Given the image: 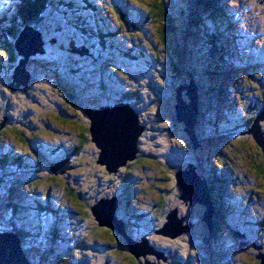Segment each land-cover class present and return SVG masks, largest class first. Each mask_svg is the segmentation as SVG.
Here are the masks:
<instances>
[{
    "label": "rangeland",
    "instance_id": "374dc122",
    "mask_svg": "<svg viewBox=\"0 0 264 264\" xmlns=\"http://www.w3.org/2000/svg\"><path fill=\"white\" fill-rule=\"evenodd\" d=\"M84 1L79 0V5H83ZM91 1L98 6L99 26L103 27V24L106 23L111 27V32H116L117 40L121 43L123 52L120 51V46V49H114L116 52L109 56L100 50L97 38L94 39L89 36L90 41L94 42L92 45V42H88L78 34L75 35L73 27L59 23L61 15H56L55 11L48 8L41 21L43 25H51L54 36L46 34L45 38L47 40L53 38L59 41L57 44H45L46 56L37 54L31 57L30 63H26V65L28 64V69L33 70V73L35 72L37 78L32 77L26 87L21 86L13 90L9 88V84L13 81L14 70L11 73L6 71L5 63L8 62L9 55L6 53L7 49H5L4 43L12 40L10 34L7 33V29L12 27L11 21L16 19L18 24H22L18 16L20 1L0 0V17L5 22L0 26V93L2 94L3 89H11L14 91L12 95H16L13 97L5 93L0 98V106L4 111L8 109L7 111L14 112V118L18 120L14 119L13 127L22 129L25 126L22 133L11 132L10 136L5 139L3 152L25 153L33 162L36 174L35 177H28V180L23 175L19 181L14 182L12 187L19 193H30V195L33 193V196L39 197L42 201L46 199L45 193L49 191L52 193L51 200L53 201L54 213L51 215L44 211L40 213L34 206V202L29 206L27 202H25L26 204L22 203V208L17 212L21 218L17 222L25 223V228L30 234L22 245L28 257L34 259L35 264H52L53 261L48 257L50 248L56 250L59 256H66L67 249L63 243L69 240L70 243L68 242L67 246L72 245L83 251V261L82 256L79 255L81 261L74 260L71 264H129L128 258L132 256L128 251L129 246L125 239H123L124 244H119L115 251H104L89 246H85L84 249L78 245L87 235L86 230L91 224L74 218L77 216L72 212L74 200L70 197V191L67 190V182L69 181L65 182L63 179L61 181L64 183L61 184L58 178H53V175L49 176L51 174L49 162L46 161V157L43 159L40 156L34 146V141L38 139L43 142L48 150L49 148L51 150L56 148L66 150L73 141L82 139L83 128L90 124L88 116L83 114L81 109H75L73 106L62 116L64 112L59 109V106H63L64 101L59 90H57V88H60V91L63 90L62 96L64 98L73 95L72 101L80 104L82 98L79 99L78 90L75 87V81L79 80L84 82L85 96L88 97L90 103L83 104L84 110L88 107L96 108L99 105L113 107L120 101L129 103L139 116L141 125L145 126V131L149 128V132L145 133L144 131L146 136L143 138L145 139L144 143L141 141L144 133L138 141V147L141 151L147 154L155 152L162 156V151L158 146L165 145L170 150L169 159H174L176 162L172 164V167L180 166L175 175L180 170L188 168L190 164L195 166L197 163L203 172H207L209 180H212L214 188H217L216 192H223L225 196L222 197L224 198L222 199L224 207L221 208L220 213L222 217L224 216L220 227L222 237L215 238L213 245L212 241L207 243L209 231L203 221L204 206L184 202L182 200L184 194L177 185L176 176L174 177L176 188L170 182H161L162 176L166 175L164 169L162 166L157 167L150 160L146 166L147 169H142V172H135L130 178L123 170L124 167L120 168L116 174H111L113 182H109V175L106 178L99 176L101 173L97 168L99 165H86L70 172L71 184L69 183V187L72 189L74 186L79 191H86L87 187L95 182L101 191V193H94L97 195V202L103 199L116 198V214L118 216V214H125L129 211V198H123L124 195L122 194L124 186L127 185L125 181L129 180L131 184L128 193L131 196H140L139 199L146 202V205L151 207L153 212L150 213V210H146L141 213L139 211L142 218L134 220L139 224V229L134 230L135 234H130L136 241L144 239L150 244L146 248L143 247V251L148 250L149 252L146 253L149 264H259L258 256L264 254V237L260 227L264 217V166L262 167L264 161L261 149L257 146L254 137L249 134L240 135L246 127L243 126L241 130L236 132L232 129L237 128V125L242 126L239 122H242L247 114H253L252 109L254 110V108L250 103L253 102V99H257L256 97L262 94L261 92L264 90V0H218L217 10H220L218 14L211 7L194 5L191 0H169V6L175 13L176 29L175 33L172 32V49L174 48L175 51V44L179 48L180 44L187 46V49L199 48V53L195 50L196 54L192 56L195 58H192L191 63L199 64V68H202L197 74V79L201 82L204 81L205 86L209 85L212 88L204 92V95L201 94V101H203L202 106H204L206 117L203 130H210L213 134L211 137L202 139V141L198 137L201 146L196 149L188 135L184 133V125L176 120L177 113L174 108L176 96L164 97L158 89V86H171L177 90L181 84H190L192 79L190 70L189 73H186L187 77L177 87L175 82L178 78L175 74L171 77V74L174 73L171 68L166 69L169 67L168 62V64L166 62L164 64L155 63L150 55L147 56L148 60L142 58L143 52L145 55L151 54L153 47L158 46L155 44L157 43V34L154 33L155 29L148 23L145 12L147 1ZM124 8L127 10L133 8L138 11V13L132 12L134 17L139 19V26L135 28L137 34L134 33L136 25L128 17ZM192 10L198 11V16L202 19L198 28L199 32L201 30L199 36L208 34L210 36L209 41L213 39L214 44L211 47L215 48L213 55L210 54L211 49L206 50V44L194 36V33L190 32V28H187ZM220 13H223L224 16ZM92 25L96 27L95 19L92 20ZM119 27L125 28L126 35L124 31L123 34H118ZM40 29L44 28L41 27ZM42 35L44 36V34ZM71 45L78 50L87 51L89 57L86 56L85 60H82L81 57L77 58L69 49H66ZM124 51L129 52V56L125 55ZM134 56L136 58H132ZM94 58L96 60H93ZM191 65H188V69L192 68ZM211 65L216 69L218 68L217 77L214 79L227 85L224 87L226 92L223 94L218 93L213 88L215 84L209 77L210 72L207 70V66ZM159 66L160 68H158ZM65 67L72 68L74 72H77L72 74L73 80H69L66 76L65 70H63ZM104 69L105 71H103ZM110 71L118 79L116 83H112V76L105 73ZM101 77H104V80ZM100 83L107 85L108 89H101ZM138 89L141 94L138 100H121L126 90L137 93ZM194 92L199 100V93ZM109 96H113L114 100L109 103H102V100ZM158 97L161 98L158 99ZM183 97L186 102H190L192 98L187 93H183ZM153 98H155L153 102L156 103V106H153ZM152 108L155 110L151 117L149 113L153 112ZM18 121L22 124L19 125ZM165 122L167 130L162 133L159 131L162 129L158 126ZM261 126L264 139V121L260 123ZM215 132L217 134L222 132L218 136L219 142L214 141ZM153 136L157 137L153 139ZM26 137L28 142L25 141ZM30 138L32 139L29 140ZM187 141L190 148L185 146ZM232 143L234 145L230 148L229 145ZM179 149H185L182 151L185 157L181 155ZM88 152L89 154H86L87 156L82 158L83 160L93 154L94 156L99 155V150L96 147L95 150ZM61 153L62 151H59L57 155H60L59 157L63 161L70 157L62 156ZM170 162L172 161H168L167 165H171ZM128 173L130 174V172ZM75 178H79L80 181L74 182ZM203 178L206 179L205 176ZM30 181H35L34 183L37 185H29ZM4 183V185L2 182L0 184V193H10L9 182ZM78 183L82 187L77 185ZM162 190L169 191L167 199L171 206L177 205L176 208L180 209L181 214L177 209L174 210L177 211L178 219L183 220V225L185 218L192 224V228L185 231L186 235L183 237L170 239L158 234L164 223H168L167 217L174 211L167 213L162 220L157 216L160 206L155 205L160 198L164 197L165 192ZM107 194L110 197H105ZM85 197L87 202L93 198L92 193ZM5 199L6 196H2L0 200V220L3 223L7 222L10 217H16V212L13 213L12 209H6L4 203L7 199ZM30 199L28 197V200ZM225 199L226 201H224ZM24 200H27L26 196ZM209 200L211 201V199ZM67 210H70L71 213ZM92 217L94 218V216ZM20 225L23 227L22 224ZM120 225L126 229L123 222ZM178 229L179 227H176L172 231L177 232ZM51 231L59 232V239L54 240ZM246 233L253 237L252 244L248 242V234ZM103 234L110 238L109 234ZM127 234L129 235L128 232ZM248 250L250 254L247 253ZM85 255H89V259ZM140 259L144 264H147L143 256ZM169 260L170 262H168Z\"/></svg>",
    "mask_w": 264,
    "mask_h": 264
},
{
    "label": "trees",
    "instance_id": "16d2710c",
    "mask_svg": "<svg viewBox=\"0 0 264 264\" xmlns=\"http://www.w3.org/2000/svg\"><path fill=\"white\" fill-rule=\"evenodd\" d=\"M19 18L21 19V23L22 24H18L17 20L13 19V21H11L12 23V27H10L9 29H7V33L10 34V37L12 38L11 41H9L8 43L5 42V49L6 53L9 55L8 56V62L5 63V68L7 69L6 71H9L10 73L16 68L18 61H19V57L16 53V49H15V40L19 37L20 31L23 29L24 26L28 25L31 26L33 28H35L36 30L39 31V29L41 27H43L44 29H40L43 30L41 33L44 34V36L47 35H53V31H51V25H43L42 24V19H43V15L44 13L47 11V9H52V11H55L56 15H61V18L59 19V23H64L63 25L67 26V27H73V31L75 32L74 34H78L80 35V37L85 38L88 42H92V45L94 44L93 41H90V37L92 38H97L98 39V46L100 48V50H102L103 52H105L106 54L113 55L114 52H116V50L114 49H120L121 43L119 42V40H117V34L116 32H111V29L109 28V26H103V28L101 26H99V19H98V6L96 3H94L93 1L90 0H85L83 6L81 7V5H79L78 1L79 0H19ZM66 1V2H65ZM147 1V9L145 8V12L147 13V17H148V23L151 24V26L155 29L154 33L157 34V40L155 43L156 45L158 44V46L155 48L153 47V51L151 54H144V52L142 53V58L144 60H148L149 58L147 57L148 55H150V57H153V60L155 61V63L158 64H164V62H168L169 63V67H166V69L171 68L172 69V75L175 74V76L178 78V80L175 82L178 85H180L181 81L184 80L187 76L186 73H189V70L193 76L194 82L196 83L197 87H198V93H199V100H198V117H197V126H196V135L201 139H205L208 137L212 136V132L209 131H205L203 130V124L206 122V117H205V111L203 109L204 106H202V102L201 101V94L204 95L203 93L206 92L208 89H210L211 87L205 86V82L204 81H200L197 79V74L199 73V71L202 68H199V64H195V63H191V61H193L192 57L193 55L196 54V51L199 53V48H188L187 46H181L180 44V48L175 44V51L174 48L172 49V37H173V33H175L176 29H175V13L174 11L170 8L169 6V0H146ZM192 2H194V5H198L200 6H205V7H211V9H213L214 12H216V14H218L220 12V10H217V6L219 5L218 0H191ZM97 9V10H96ZM127 12L128 17H130L133 21V23L136 25H134V33L137 31L135 28H138L137 26H139L138 24V18L134 17L132 12H136L138 13L137 10L131 8L129 10H127V8H124ZM210 9V8H209ZM212 11V12H213ZM123 14V13H122ZM222 16L223 13H220ZM199 13L198 11H191V17L189 19V22L187 24V28H190V32L192 31V33H194V36H197L198 39L202 40L205 44L207 49L206 50H210V54L213 55L215 48H211L213 43V39L212 41H209L210 36H208V34L202 36L199 34L201 33V30L199 32V27L200 24L202 22V19L200 16H198ZM217 17V16H216ZM95 19V23L97 24L96 27L92 25V20ZM55 21V20H54ZM3 24H5L3 18L0 19V26H2ZM67 24V25H66ZM9 30V32H8ZM123 31L126 35L125 32V28L124 27H119L118 28V34H123ZM142 39H144L141 36ZM52 39V38H51ZM217 39V37L215 38V40ZM46 44L49 41L45 38ZM59 41V40H58ZM57 41V43H58ZM56 43V44H57ZM176 43V42H175ZM174 45V44H173ZM45 47V51L47 52L46 46ZM158 48V49H157ZM60 49V47H59ZM89 49V48H88ZM61 50V49H60ZM92 50V49H91ZM196 50V51H195ZM93 51V50H92ZM121 52H123V47L121 46ZM129 51V49H128ZM45 52V54H46ZM130 52V51H129ZM129 52L124 51V54L129 56ZM43 54V56L45 55ZM215 55V54H214ZM46 56V55H45ZM131 57V56H130ZM132 58H136L135 56ZM48 60V57H47ZM131 62V61H130ZM188 62V63H187ZM30 63V61H29ZM167 63V64H168ZM193 64V65H191ZM108 65L110 66L109 62ZM188 65H191L192 68L188 69ZM167 66V65H166ZM160 68V66L158 67ZM28 69V68H27ZM111 69V68H110ZM65 74L68 77L69 80H73V73H77L74 72L72 70V68H67L65 67ZM207 70L208 72H210V76L212 79V81H214L215 86H213L214 90H217L218 93L223 94L224 92H226L225 90V86L227 87L226 83L218 81L217 79H214V77H217V70L218 68H214L211 66H207ZM28 71L30 72L31 78H37L36 74L33 73V70L31 71V69H28ZM105 71V69L103 70ZM155 72V71H154ZM107 75H111L112 76V83H116V81H118V79L115 78V75H113L111 73V71L109 73L105 72ZM171 73V71H170ZM168 74V73H167ZM262 75V74H261ZM196 76V78H195ZM114 78V79H113ZM176 78V79H177ZM102 80H104V77H101ZM75 87L78 90V94H79V99H81L80 104L75 103L74 101H72V97H67L64 98L62 96L63 94V90L60 91V88H57V90H59L60 95L62 97V100L64 101L63 106H59V109L61 111L64 112V114L62 116L65 115L66 111L69 110V108L71 106H73L75 109H81L82 113L85 114L84 112V108H83V104H90L88 101V97L85 96L86 91L84 89V82L82 81H75ZM204 82V83H203ZM185 84V83H184ZM1 86V85H0ZM8 86V85H7ZM101 87V89H108V86L105 85L104 83H100L99 85ZM216 87V88H215ZM4 88V87H3ZM171 88V89H170ZM158 89L160 90V92L164 95V97H171V96H177L176 95V88L175 87H164V86H158ZM212 89V88H211ZM6 91V92H5ZM12 92L14 93V91H12L11 89H3L2 94L0 93V98H2L4 96V94L8 93L10 95H12ZM18 92H20V90H18ZM74 92V91H73ZM102 92V91H101ZM127 92V93H126ZM126 92L123 94V97L121 98L122 101H129L132 99H139L141 94L139 93V89L137 93H133L134 91L132 90H126ZM262 94H259L257 99H255L253 102H251V106L254 108L253 114L249 115L247 114V116H245L242 120L241 123L242 126L237 125L235 129H232V131L236 132L239 129L241 130L244 127H250L253 125L255 119L257 118V115L262 113V111H264V90L261 92ZM81 94V95H80ZM13 96V95H12ZM16 96V95H14ZM13 96V97H14ZM120 96V95H119ZM161 96V95H160ZM161 97H158V99H160ZM155 98L152 99V102L154 101ZM112 100H114L113 96H109L107 97V99L105 98L104 100H102V103H109L112 102ZM120 101V100H119ZM121 102V101H120ZM156 103L153 102V106ZM8 109H6L4 111V109L2 108V106H0V184L1 182L3 183V185L5 184L4 182H9V192L10 193H0V200L2 198V196H6V201L4 203V205L6 206V209L10 210L12 209L13 213L16 212V217L14 216L13 218L10 217L8 218L7 222L3 223L0 220V231H7V232H11L16 234L22 242L26 241V237H28L30 234L28 233V230L25 228L26 224L22 223V222H17V220H20V216L19 214H17L18 210L21 209V204H26L25 202H27L28 206L32 205V203L34 204V206L37 207V209L39 210L40 213L46 212L47 214L51 215L52 213H54L53 211V201L51 200V196L52 193H50L49 191H47V193H45V198L40 200L39 197H35L33 196L31 193H19V191L15 190L12 185L14 186V182L19 181V178H22L23 175L26 176V179L28 180V177H35V166L33 164V162L31 161L30 157L28 155H26L25 153L22 152H11V151H7L6 153L3 152V148H4V141L5 139L10 136L11 132L12 133H22L23 130H25V126H23L24 128L20 129V128H16L13 127V122H14V112L13 111H7ZM153 110V108L151 109ZM155 110V109H154ZM154 110L153 112L151 111L150 116L152 117V114H154ZM85 116V115H84ZM174 119V118H173ZM18 120V119H15ZM175 120V119H174ZM90 123V122H89ZM18 124H20V121H18ZM90 125V124H89ZM173 126V125H171ZM13 127V128H12ZM158 128L162 129L159 130L162 133H164V131L167 130V124L166 122L163 124H160L158 126ZM262 128V126H261ZM149 132V128L145 131V133ZM144 133V136H142L141 141L142 143H144L145 139H143L144 137L146 138ZM222 133V132H221ZM220 133V134H221ZM220 134H217L215 132V140L214 141H220L218 139V136ZM157 137V136H156ZM153 136V139L156 138ZM81 140H75L71 143L70 147H67L66 150H63L62 148H56L54 149H50L48 150V148L43 144V142L41 140H36L34 141V146L36 147L37 151L39 152L40 156H42V158L44 159L45 157L47 158L46 161L49 162L50 165L56 164L57 162L63 161L61 159V157H59L60 155H57V152L62 151V156H66L70 158V165L72 166L71 170L66 171L63 174H58L55 175L54 173L50 171L51 174H49V176L53 175V178H58V181L60 180V183L63 184L64 182L61 180H65V182H67L68 186H67V190L70 191V197L74 200V209H73V213L77 216L74 217L76 220L79 218L81 222H89L91 224V226L87 228V235H85V238H83V241L79 242V246L81 248L86 247H94L95 249H100V250H104V251H115L117 250V247L119 246V244H124V240L123 237L120 236L118 234L117 231H115L113 228L107 227V226H100L99 222H97L92 216V211L91 208L94 204L97 203V195H94V193H101V191L99 190L98 185H95V182L93 184H90L87 187V190H77V187L72 186L69 187V183L71 180V171L76 170L77 168H83L86 165L87 166H92L94 164H98V156H94L90 155L86 160H83L82 158H85L87 155L89 154L88 151H92L93 149L95 150V144L92 142V137H91V133H90V129L89 126H85L83 128V134L81 135ZM32 138H30L29 140H31ZM152 139V140H153ZM240 139V138H239ZM27 137H26V140ZM201 141L199 140V142L201 143ZM163 143V142H161ZM156 144V143H155ZM234 145V143L230 144L229 147L232 148ZM95 146V147H94ZM185 146L186 148H190V144L189 142H185ZM258 146V145H257ZM160 147L161 151H162V156H159V154L157 153H144L143 151L139 149V155L135 158L134 161H130L128 162L123 170L126 171V175H129L128 177L130 178L131 175H133L135 172H142V169H147V165L149 163V160L154 162L155 165H157V167L162 166L164 169V173L166 175H163L161 178V182H170L173 184V186L176 188L177 186L175 185L174 182V177H175V172L176 170L179 169L180 166H178L177 168H173L172 164L176 163L173 160L169 159V155L168 153L170 152V150L164 145V146H158ZM259 147V146H258ZM261 149V153H262V158L264 161V150L259 147ZM88 149V151H87ZM51 150V152H50ZM180 150V149H179ZM230 150V149H229ZM181 151V155H184V153L182 151H185V149L180 150ZM98 152V151H97ZM71 153V154H70ZM93 157V158H92ZM185 157V155H184ZM74 158V159H73ZM166 161V162H165ZM168 161H172L170 162L171 165H167ZM194 163V161H193ZM101 165H99V167H97L100 170V175L102 178H106V176H108V180L109 182H113V176L111 177V174H109V172L107 171L106 167H100ZM150 166V164H149ZM196 166V172L201 176H205L206 180H207V184L209 186V196L211 199V203L214 209V215H213V222H212V229L211 231L208 229L209 231V235H208V244L212 241V245H213V241L215 238L219 237L221 238V222L224 219V216L222 217L221 210L223 209V203H222V197H225L223 192H216L217 188H214V185L212 183V180H209V176L207 174V172H203V169H201L197 164H195ZM264 166V164L262 165V167ZM11 168V169H10ZM264 169V168H263ZM205 171V170H204ZM130 172V174L128 173ZM206 174V175H205ZM37 178V177H36ZM52 178V177H51ZM39 179V178H38ZM55 180V179H53ZM80 179L79 178H75L74 182H79ZM35 181H30L29 185H37L36 183H34ZM126 182V186H124V192L122 193L124 195L123 198H129L128 200L130 201V205L129 208L125 214H118L117 216V220L120 221L121 223L123 222L127 232L129 233V235H133L134 230H138V226L139 224L136 223V221L134 220H140L142 217L139 215V211H146V210H150V213H153L151 210V207H148L146 205V202H142L137 195L135 196H131L128 192V188L129 185L131 184V182L129 180L125 181ZM71 184V183H70ZM76 184V183H75ZM40 185V184H39ZM77 185H80V183H78ZM81 186V185H80ZM82 187V186H81ZM1 188V187H0ZM38 188V187H35ZM143 190V186L141 187ZM106 192V191H105ZM162 192L164 193V197L160 198L159 201L157 202V205L155 206H160V211H159V215H157L159 217L160 220L164 219L167 215V213L173 211L174 209H177V211L180 213V209L176 208L177 205L175 206H171L170 201L167 199V195L169 194V191L167 190H162ZM167 192V193H166ZM92 193L93 198L89 200V202H87L85 200V196H89ZM108 193V192H106ZM112 193V192H111ZM222 193V194H221ZM144 194V193H141ZM26 196L27 200H24ZM28 197L31 198L30 200H28ZM105 197H110L108 194L105 195ZM131 197V198H130ZM179 197V196H178ZM180 199V197H179ZM31 203H28V202ZM226 201V199L224 200ZM45 202V203H44ZM155 208V207H154ZM222 208V209H221ZM137 209V211H136ZM9 212V211H8ZM67 212H70V210H67ZM71 213V212H70ZM10 214V213H9ZM181 214V213H180ZM181 216V215H180ZM183 217V216H182ZM188 220L186 221V218L184 220V225H188ZM244 223H246L244 221ZM22 224L23 227L20 225ZM143 224V223H142ZM260 227L262 228L263 231V237H264V217L261 221V225ZM53 233V239L57 240L59 239V232H55V231H51ZM103 233H107L109 234L110 238L106 237ZM135 234V233H134ZM248 234V233H246ZM130 235V236H131ZM186 233H183L181 236H185ZM37 237V236H36ZM66 238L67 237L66 235ZM72 238H74L72 236ZM253 237H250V234L247 235V239L248 242H250L251 244L253 242ZM210 241V242H209ZM70 243V240L67 241L66 243L64 242V247L67 249V255L66 256H59V253L54 250L53 248H50L49 251V258L51 259V261H53L52 264H71V262H74V260H79L81 261V259H79V255L82 256V261H83V251H81L79 248H76L75 246H67V243ZM206 242V240H205ZM85 249V248H84ZM129 251V249H128ZM86 253V251H84ZM58 253V254H57ZM130 253V251H129ZM249 250H248V252ZM131 254V253H130ZM132 255V254H131ZM28 256V255H27ZM88 259H89V255H85ZM190 258V257H189ZM31 259V258H30ZM129 260V264H144V262L142 261V259H138L136 258L134 255L129 256L128 258ZM32 260V259H31ZM147 261V259H145ZM170 262V260L168 261ZM32 263L35 264L34 259L32 260ZM91 264V263H89ZM258 264V263H257ZM259 264L260 261H259Z\"/></svg>",
    "mask_w": 264,
    "mask_h": 264
},
{
    "label": "water",
    "instance_id": "95a60500",
    "mask_svg": "<svg viewBox=\"0 0 264 264\" xmlns=\"http://www.w3.org/2000/svg\"><path fill=\"white\" fill-rule=\"evenodd\" d=\"M14 42L16 52L23 57L19 65L15 68L13 79H15L14 82L16 85H14V83L9 84V88L16 90L21 86H28L31 75L25 70V65L32 55L44 54L46 41L40 31L26 25L20 31L19 37ZM50 42L53 44L56 43V40L53 39ZM69 51L80 57L87 55L84 51L78 50L73 45H71ZM194 91L198 92V87L192 76L189 85H185L178 89L175 110L177 113V120L185 123L186 128L184 129V133L188 135L189 140L196 149L201 145H199L195 132L198 117V97L195 96ZM183 92L184 94L187 93L190 98L192 97L190 102L184 100ZM86 113L90 119L89 129L92 142L96 144V148L100 150L97 162L101 166L105 165L110 174H116L120 168L136 158L139 151L138 140L142 135L143 128L139 126L137 116L126 105H118L116 107L101 106L90 110L87 109ZM262 121H264V111L257 115L253 125L250 126L246 133L252 135L257 145L264 150V139L260 127ZM71 169L72 166L68 160L50 165V170L55 175L60 173L63 174ZM196 173V166L192 165L191 169L181 173L177 177V182L184 192L182 200L190 202L191 205L202 203L205 208L203 221L211 231L214 209L209 200L207 186L205 182L200 181ZM91 211L100 226L113 228L126 240L132 255L138 259H140L141 256L146 259V253L149 252L148 250L143 251V247L146 248V246L148 247L150 244L145 240L136 241L127 234L126 229L120 225L121 222L116 219L115 199L111 201H107L106 199L100 200L92 206ZM167 220L168 223L158 231V234L171 239L181 236L185 231L192 228L191 223L183 225V220L178 219L176 210L167 217ZM176 227H179L178 231H172ZM258 259L261 264H264V254H260ZM0 264H33L22 246L21 239L14 233L0 231ZM147 264H149L148 261Z\"/></svg>",
    "mask_w": 264,
    "mask_h": 264
},
{
    "label": "bare ground",
    "instance_id": "6f19581e",
    "mask_svg": "<svg viewBox=\"0 0 264 264\" xmlns=\"http://www.w3.org/2000/svg\"><path fill=\"white\" fill-rule=\"evenodd\" d=\"M66 2V1H65ZM97 10V9H96ZM104 26L106 25V26H108L106 23L105 24H103ZM28 26V25H27ZM29 27H31V26H29ZM110 27V26H109ZM31 28H33V27H31ZM103 28V27H102ZM110 29H111V27H110ZM44 50H45V47H44ZM81 51H84V50H81ZM46 52V51H45ZM45 52H44V54H45ZM86 54H87V51H84ZM17 53V52H16ZM17 55H18V57L20 58L19 59V61H18V64H17V66L19 65V63H20V60H22L23 59V57L22 56H20L18 53H17ZM31 57H33V55L31 56ZM31 57L29 58V60H28V62L27 63H29V61H30V59H31ZM138 66V65H137ZM28 64L27 65H25V70L27 71V72H29L28 71ZM14 73H15V69H14ZM14 73H13V76H14ZM30 73V72H29ZM16 77V76H15ZM15 81V79H13V81H12V83H14V85H16V83L14 82ZM186 84H181V86L179 87V88H182L183 86H185ZM189 85V84H188ZM178 88V89H179ZM178 89L176 90V93H177V91H178ZM184 93V92H183ZM176 104H177V101H176ZM175 104V105H176ZM118 105H126V106H128L133 112H134V114L137 116V119H138V123H139V126L140 127H142L143 128V132H142V134L144 133V131H145V126H143V125H141V123H140V120H139V116L135 113V111L130 107V105H129V103H126V102H118V103H116L113 107H116V106H118ZM96 108H99V107H96ZM174 108H175V106H174ZM90 110V109H92V108H90V107H88V108H86L85 110H84V112H85V115H87L88 116V114L86 113V110ZM176 111V110H175ZM139 112V111H138ZM190 112V111H189ZM188 112V113H189ZM88 118H89V116H88ZM90 120V119H89ZM176 120H177V117H176ZM177 122L178 123H182V122H179L178 120H177ZM183 125H184V129L186 128V125H185V123H182ZM196 126H197V124H196ZM196 126H195V129H196ZM196 132V131H195ZM142 136V135H141ZM140 136V137H141ZM197 138H198V136H197ZM140 139V138H139ZM139 141V140H138ZM198 142H199V140H198ZM96 145V144H95ZM100 151V150H99ZM139 155V151H138V153H137V155H136V157ZM99 156V155H98ZM70 161L69 160V158L68 159H65L64 161ZM135 160V159H134ZM133 160V161H134ZM193 164H190L189 165V167L188 168H186L185 170H180L179 172H177L176 173V182H177V177L181 174V173H184V172H186V171H188L189 169H191V166H192ZM49 167H50V164H49ZM196 175L199 177V179H200V181L201 182H205V184H206V186H207V190H208V193H209V189H208V184H207V182H206V179L205 178H203V177H201L198 173H196ZM177 185H178V182H177ZM178 187L181 189V187L178 185ZM181 191H182V193H184L183 192V190L181 189ZM112 199H115L116 200V198H112ZM112 199H106L107 201H111ZM209 199H210V196H209ZM184 201V200H183ZM185 202V201H184ZM196 204H202V203H195V205ZM213 204V203H212ZM115 214H116V212H115ZM170 215H171V213H170ZM116 219H117V214H116ZM168 221V220H167ZM166 224V222L164 223V225ZM164 225H163V227H164ZM162 227V228H163ZM161 228V229H162ZM160 229V230H161ZM163 236V235H162ZM165 237V236H164ZM169 238V237H168ZM178 238V237H177ZM171 239V238H170ZM176 239V238H175ZM144 240V239H143ZM145 241H147V240H145ZM260 255V254H259Z\"/></svg>",
    "mask_w": 264,
    "mask_h": 264
},
{
    "label": "flooded vegetation",
    "instance_id": "af4514ba",
    "mask_svg": "<svg viewBox=\"0 0 264 264\" xmlns=\"http://www.w3.org/2000/svg\"><path fill=\"white\" fill-rule=\"evenodd\" d=\"M244 235V234H243ZM245 236V235H244ZM246 237V236H245Z\"/></svg>",
    "mask_w": 264,
    "mask_h": 264
}]
</instances>
